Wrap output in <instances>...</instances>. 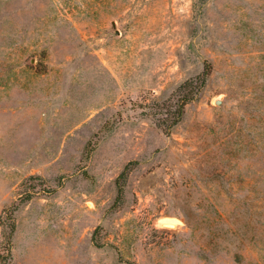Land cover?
I'll return each mask as SVG.
<instances>
[{
  "label": "rangeland",
  "instance_id": "obj_1",
  "mask_svg": "<svg viewBox=\"0 0 264 264\" xmlns=\"http://www.w3.org/2000/svg\"><path fill=\"white\" fill-rule=\"evenodd\" d=\"M0 264H264V0H0Z\"/></svg>",
  "mask_w": 264,
  "mask_h": 264
},
{
  "label": "trees",
  "instance_id": "obj_2",
  "mask_svg": "<svg viewBox=\"0 0 264 264\" xmlns=\"http://www.w3.org/2000/svg\"><path fill=\"white\" fill-rule=\"evenodd\" d=\"M207 74L208 72H205L202 77H198L197 79L200 78L201 80H198L196 82L193 79L187 80L177 88L175 94L178 97L177 100L178 104L177 105L175 104V109L173 112H171V116H173V118L171 117V121H170L171 123L169 124V127L174 126L179 121L181 115L183 114L185 105L194 98L195 94L198 92V88L204 85V81ZM172 99L173 98L170 97L163 104L164 105L163 107H165V109L174 107V104L171 101Z\"/></svg>",
  "mask_w": 264,
  "mask_h": 264
}]
</instances>
